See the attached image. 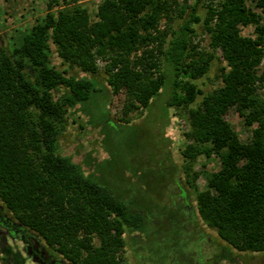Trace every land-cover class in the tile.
<instances>
[{
    "label": "trees",
    "instance_id": "obj_1",
    "mask_svg": "<svg viewBox=\"0 0 264 264\" xmlns=\"http://www.w3.org/2000/svg\"><path fill=\"white\" fill-rule=\"evenodd\" d=\"M205 1L182 7L183 21L167 45L159 43L162 63L154 49L144 50L134 62L130 56L157 41L154 30L172 7L168 0H104L94 23L81 5L44 0L36 22L18 27L8 50L0 44L1 222L14 226L5 217V207L26 242L33 246L36 240L38 250H44L42 239L74 264H121L117 252L125 245V227L144 224L139 211L58 152V135L69 109L87 101L97 81L57 69L53 44L62 58L88 74L97 72V57L108 58V84L124 88L131 101L144 107L164 92L170 107L195 102L203 94L195 80L208 72L214 52L221 49L228 65L222 68L224 84L189 110L187 137L195 144H188L183 153L194 158L214 152L221 158V169L197 195L201 216L232 246L264 251V98L258 93V82L264 83V71L258 73L264 62V22L247 0L205 5L203 17ZM257 5L264 9V0ZM200 22L214 52L199 51L192 43ZM251 23L255 38L241 31V25ZM61 89L65 92L56 97ZM232 106L247 126L256 124L248 143L224 117ZM95 236L99 245H94ZM38 250V258L51 264Z\"/></svg>",
    "mask_w": 264,
    "mask_h": 264
},
{
    "label": "rangeland",
    "instance_id": "obj_2",
    "mask_svg": "<svg viewBox=\"0 0 264 264\" xmlns=\"http://www.w3.org/2000/svg\"><path fill=\"white\" fill-rule=\"evenodd\" d=\"M43 1L0 0V44L6 50L18 27L34 24L43 14ZM70 1V5L87 9L91 23L99 20L98 10L104 0ZM168 1L172 7L167 14H162L154 30L159 38L133 52L130 56L133 62L146 49H154L157 60L163 62L159 43L163 41V47L167 45L172 31L185 16L181 14L182 7L193 0ZM218 1L206 0L200 9L201 15L207 14L205 5ZM246 2L264 22V9L257 5V0ZM195 30L193 45L199 51L214 52L204 23L196 24ZM241 31L247 37L256 36L252 23L241 25ZM214 54L208 72L195 80L203 90L195 102L189 106L170 107L167 104L169 94L164 92L144 107L138 101H131L124 88L114 89L108 84V58L97 57V72L88 74L62 58L53 44L52 64L57 69L69 76H91L97 81L96 91L90 98L69 109L58 135V152L71 157L87 177L108 188L144 218L140 228L125 227V245L117 252L121 264H264V251L240 250L232 246L199 212L197 195L208 189L209 178L221 169V158L214 152L194 158L183 153L188 144H195L187 137L191 127L189 110L198 107L206 94L224 84L222 68L228 69L227 61L221 49ZM136 67L141 68L140 65ZM263 71L264 62L258 73ZM64 92L65 89H61L55 91V95L59 97ZM258 93L264 98L263 82H258ZM224 117L242 142L251 141L256 124L247 126L235 106ZM3 210L14 226L11 228L0 221V264H44L33 253L34 249L29 248L32 244L15 229L14 214L5 207ZM40 240L44 247L41 255L51 264H74L55 247ZM93 241L94 245L100 244L97 236Z\"/></svg>",
    "mask_w": 264,
    "mask_h": 264
},
{
    "label": "flooded vegetation",
    "instance_id": "obj_3",
    "mask_svg": "<svg viewBox=\"0 0 264 264\" xmlns=\"http://www.w3.org/2000/svg\"><path fill=\"white\" fill-rule=\"evenodd\" d=\"M29 248H32V249H34V250H32L33 251V253L36 251V250H38V248H37V245L36 244H34L33 246L32 245H29ZM41 251L42 250H38V252H40V254H41ZM42 262V261H41Z\"/></svg>",
    "mask_w": 264,
    "mask_h": 264
},
{
    "label": "water",
    "instance_id": "obj_4",
    "mask_svg": "<svg viewBox=\"0 0 264 264\" xmlns=\"http://www.w3.org/2000/svg\"><path fill=\"white\" fill-rule=\"evenodd\" d=\"M31 72L33 73V68L31 67Z\"/></svg>",
    "mask_w": 264,
    "mask_h": 264
}]
</instances>
